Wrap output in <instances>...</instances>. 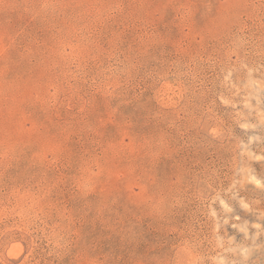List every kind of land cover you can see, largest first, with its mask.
Listing matches in <instances>:
<instances>
[{"label": "rangeland", "instance_id": "rangeland-1", "mask_svg": "<svg viewBox=\"0 0 264 264\" xmlns=\"http://www.w3.org/2000/svg\"><path fill=\"white\" fill-rule=\"evenodd\" d=\"M0 264H264V0H0Z\"/></svg>", "mask_w": 264, "mask_h": 264}]
</instances>
